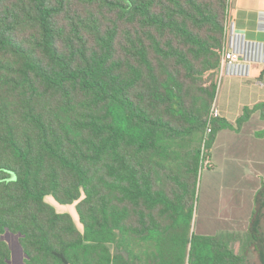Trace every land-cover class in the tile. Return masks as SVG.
<instances>
[{
    "label": "trees",
    "instance_id": "trees-1",
    "mask_svg": "<svg viewBox=\"0 0 264 264\" xmlns=\"http://www.w3.org/2000/svg\"><path fill=\"white\" fill-rule=\"evenodd\" d=\"M230 5L0 0V264L6 232L24 264H248L194 232L202 163L231 128L205 139ZM48 197L76 204L82 229Z\"/></svg>",
    "mask_w": 264,
    "mask_h": 264
},
{
    "label": "crops",
    "instance_id": "crops-1",
    "mask_svg": "<svg viewBox=\"0 0 264 264\" xmlns=\"http://www.w3.org/2000/svg\"><path fill=\"white\" fill-rule=\"evenodd\" d=\"M229 15L227 50L234 48L252 55H261L264 50V0H231ZM236 30L245 36L236 34L234 32ZM218 102L221 119L231 125V128L224 129L217 135L212 148L215 167L209 172L214 171L215 175L217 174L215 171L222 166L225 175L229 169V185H225L226 187L221 190L219 183H215L217 190H221L222 194L229 186H235L234 178L239 176L243 180L244 174L248 183H244L242 189L251 197L250 204L238 207L235 205L230 209L226 205L221 217L213 218V221L219 219L218 221L224 222L223 227L229 232L232 231L233 235L238 231H248L250 228L256 210V197L264 183V120L261 113L259 111L252 113L241 126H238L245 110H253L264 103V65H252L250 76L247 78L225 77ZM227 191L228 195L233 192L231 189ZM208 219L210 217L206 216L204 223L197 225L198 229L194 225L196 234L216 236L211 234L210 227L214 224L209 223Z\"/></svg>",
    "mask_w": 264,
    "mask_h": 264
},
{
    "label": "rangeland",
    "instance_id": "rangeland-1",
    "mask_svg": "<svg viewBox=\"0 0 264 264\" xmlns=\"http://www.w3.org/2000/svg\"><path fill=\"white\" fill-rule=\"evenodd\" d=\"M231 6V5H230ZM262 66V65H260ZM199 135V134H198ZM209 170L205 169L201 174L200 181L198 184V201H197V209L194 217V225L200 226L204 223V220L207 217H210L209 223L214 224L213 227H210L211 234L214 235H224V237L230 242L232 245V249H234L237 253H245L247 255L248 264H262L260 260V255L257 251L256 245H251L253 242V238L249 234L248 231H238L236 234H232V231L229 232L227 228H224V222L221 221H213V218H218L223 214L224 207L227 205L230 207H234L235 205L241 206L242 204L245 206L247 203L250 204V196H248L247 192L243 190L242 186L244 183H248L245 179V175L243 174V180L237 176L234 178L232 186H227L225 192L222 194L221 190H223L226 186L229 185L230 182V172L229 169L226 171V174L223 175L222 166L219 170L215 171L217 174L213 172H209L214 169V161L211 154V158L209 159ZM215 183H219L221 190H217ZM233 190L231 195L227 190ZM217 190V191H216ZM260 201H261V209H260V223L258 226L257 239L262 240L264 243V183L262 190L260 191ZM250 195V194H249ZM257 198V197H256ZM47 201L52 204L57 211L66 212L72 215L77 227L82 229V226L79 223L78 215L76 212V204L71 206H60L58 205L52 197H48ZM256 201V208H257ZM220 210V211H219ZM229 225V224H228ZM198 229V227H197ZM233 230V229H231ZM235 231V229L233 230ZM1 239L9 246L12 252V262L11 264H24L25 254L23 252L22 246L20 244L21 237L16 234H12L10 232H6L2 235ZM259 246L260 243L256 242Z\"/></svg>",
    "mask_w": 264,
    "mask_h": 264
},
{
    "label": "built area",
    "instance_id": "built-area-1",
    "mask_svg": "<svg viewBox=\"0 0 264 264\" xmlns=\"http://www.w3.org/2000/svg\"><path fill=\"white\" fill-rule=\"evenodd\" d=\"M236 34L245 36L244 33L239 31H234ZM259 45V44H256ZM260 64L264 65V50L262 51L261 55H252L248 52H243L234 48L227 50L222 60V64L220 70L217 74L216 85H217V95L215 100L212 104L210 110V122L208 126V130L205 136L207 140L212 132V125L211 122L221 118V112L219 108L218 96L221 88L222 81L225 77H249L251 73L252 65ZM210 163L209 160H206L202 163L203 170L209 169Z\"/></svg>",
    "mask_w": 264,
    "mask_h": 264
}]
</instances>
